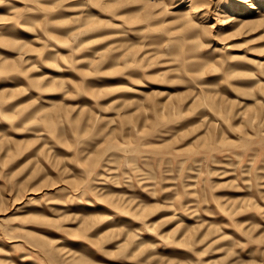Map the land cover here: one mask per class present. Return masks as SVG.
<instances>
[{
  "label": "rangeland",
  "instance_id": "rangeland-1",
  "mask_svg": "<svg viewBox=\"0 0 264 264\" xmlns=\"http://www.w3.org/2000/svg\"><path fill=\"white\" fill-rule=\"evenodd\" d=\"M159 2L0 0V264H264V0Z\"/></svg>",
  "mask_w": 264,
  "mask_h": 264
},
{
  "label": "bare ground",
  "instance_id": "bare-ground-1",
  "mask_svg": "<svg viewBox=\"0 0 264 264\" xmlns=\"http://www.w3.org/2000/svg\"><path fill=\"white\" fill-rule=\"evenodd\" d=\"M137 1V0H136ZM141 2H153V3H160L159 2V0H140ZM243 1V0H242ZM40 3V2H39ZM208 3H210V2H208ZM192 8H194V11H197V10H200V4H197L196 2H194V1H192ZM249 5V4H248ZM253 7H255V4H254V2L252 1V3L249 5V6H247V8H246V10H243L244 8H240L242 11H244V12H246V11H248L249 9H251V8H253ZM189 13V11H185V14H188ZM182 25V24H181ZM148 48V47H147ZM198 97V96H197ZM164 109V108H163ZM175 111V110H174ZM145 116V115H144Z\"/></svg>",
  "mask_w": 264,
  "mask_h": 264
}]
</instances>
